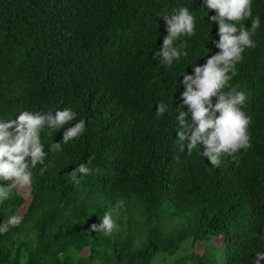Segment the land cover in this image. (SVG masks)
Wrapping results in <instances>:
<instances>
[{
    "label": "trees",
    "instance_id": "16d2710c",
    "mask_svg": "<svg viewBox=\"0 0 264 264\" xmlns=\"http://www.w3.org/2000/svg\"><path fill=\"white\" fill-rule=\"evenodd\" d=\"M199 1L0 0V118L71 107L87 122L67 144L64 129L42 134L46 151L62 149L49 152L43 174L37 166L28 193L17 188L0 206V222L22 219L0 235V264H253L264 251V0H253L256 47L230 82L248 94L252 147L219 168L198 150L179 151L173 125L176 81L204 63L207 47L217 51L209 42L217 26L200 18L185 38L189 57L172 69L151 59L167 35L158 14L186 6L199 17ZM93 78L109 79L107 97L91 100L103 95ZM160 102L173 111L158 118ZM89 160L94 171L74 181L72 170ZM117 205L119 229L91 232Z\"/></svg>",
    "mask_w": 264,
    "mask_h": 264
},
{
    "label": "clouds",
    "instance_id": "9594fccd",
    "mask_svg": "<svg viewBox=\"0 0 264 264\" xmlns=\"http://www.w3.org/2000/svg\"><path fill=\"white\" fill-rule=\"evenodd\" d=\"M200 2V1H199ZM200 16L195 17L186 6L176 7L158 14L165 23L167 35L159 49L154 48L151 59L160 66L172 69L182 59L189 57L187 42L196 34L200 18L212 27L217 26L214 38L210 33L211 44L217 50L202 54L204 63L192 64L191 73L186 69L176 81L182 88L175 99L173 125L177 149L181 152L197 154L208 165L219 168L222 157L227 159L247 151L252 147L250 125L252 117L244 110L248 100L246 91L230 84L236 74V65L244 58L246 49L256 47L253 39L255 29L261 20L253 17V0H201L198 3ZM251 19L250 27L243 22ZM160 35V34H159ZM208 42V43H209ZM90 75L94 72H88ZM92 77H98L93 75ZM182 77V79H180ZM96 79L103 84V95L99 89L93 92L91 100L97 95L107 97L110 88L109 79ZM126 87V81L119 78ZM186 109V110H185ZM173 111L170 103L160 102L155 106L156 117H163ZM15 119L0 118V206H3L17 188L31 186L34 182V170L40 166V173L47 171L46 163L49 152L62 149L61 142L48 144L45 150L42 134L51 136L53 132L64 129L62 142L67 144L82 137L86 132V120L71 107L55 111H19ZM203 148V151H201ZM91 160L78 164L70 173L71 178L79 182L84 176L94 171ZM10 182V183H6ZM119 205L106 209L99 217V223L93 224L91 232H103L111 236L119 229L114 212ZM22 223L19 215H11L0 222V235ZM264 239V233L260 234ZM264 261V251L255 253L253 264Z\"/></svg>",
    "mask_w": 264,
    "mask_h": 264
},
{
    "label": "rangeland",
    "instance_id": "374dc122",
    "mask_svg": "<svg viewBox=\"0 0 264 264\" xmlns=\"http://www.w3.org/2000/svg\"><path fill=\"white\" fill-rule=\"evenodd\" d=\"M20 191H24V192H27L28 193L29 192V189H27V188H21ZM223 242H224V239L223 238L216 241V243L220 247L223 246ZM199 248L202 249L203 248L202 245H200ZM170 261H171L170 259H169V261L167 259H159V260H157L156 264H170L169 263Z\"/></svg>",
    "mask_w": 264,
    "mask_h": 264
}]
</instances>
